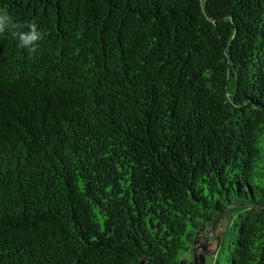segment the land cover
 Wrapping results in <instances>:
<instances>
[{"label": "trees", "instance_id": "1", "mask_svg": "<svg viewBox=\"0 0 264 264\" xmlns=\"http://www.w3.org/2000/svg\"><path fill=\"white\" fill-rule=\"evenodd\" d=\"M0 7V264H264V0Z\"/></svg>", "mask_w": 264, "mask_h": 264}, {"label": "clouds", "instance_id": "2", "mask_svg": "<svg viewBox=\"0 0 264 264\" xmlns=\"http://www.w3.org/2000/svg\"><path fill=\"white\" fill-rule=\"evenodd\" d=\"M5 33L17 41V47L29 53L37 52L45 35L35 22H17L5 8L0 7V35Z\"/></svg>", "mask_w": 264, "mask_h": 264}, {"label": "rangeland", "instance_id": "3", "mask_svg": "<svg viewBox=\"0 0 264 264\" xmlns=\"http://www.w3.org/2000/svg\"><path fill=\"white\" fill-rule=\"evenodd\" d=\"M218 231H220L219 227L215 230L212 226H203L199 231L198 235L199 238L195 242L194 247L196 246L197 256L199 258V264H215V250L217 246V238ZM183 257L187 258L188 264H197L195 254L191 253L190 251H186L183 254Z\"/></svg>", "mask_w": 264, "mask_h": 264}, {"label": "water", "instance_id": "4", "mask_svg": "<svg viewBox=\"0 0 264 264\" xmlns=\"http://www.w3.org/2000/svg\"><path fill=\"white\" fill-rule=\"evenodd\" d=\"M217 221H218V216L213 220V222H212V228L215 230V225H216V223H217ZM216 238H217V242H218V240H219V237L216 235ZM217 246H218V243H217ZM217 246H216V248H217ZM216 248H215V250H216ZM196 249H198L196 246L194 247V254H195V256H196V261H197V264H199L200 262H199V258H198V256H197V253H196ZM215 250H213L214 252H215Z\"/></svg>", "mask_w": 264, "mask_h": 264}]
</instances>
